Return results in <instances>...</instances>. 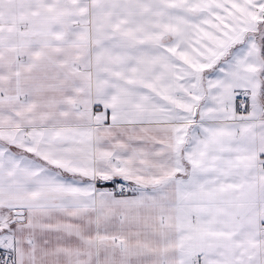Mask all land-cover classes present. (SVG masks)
I'll return each mask as SVG.
<instances>
[{"label":"snow or ice","instance_id":"snow-or-ice-1","mask_svg":"<svg viewBox=\"0 0 264 264\" xmlns=\"http://www.w3.org/2000/svg\"><path fill=\"white\" fill-rule=\"evenodd\" d=\"M0 264H264V0H0Z\"/></svg>","mask_w":264,"mask_h":264}]
</instances>
